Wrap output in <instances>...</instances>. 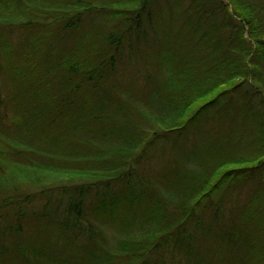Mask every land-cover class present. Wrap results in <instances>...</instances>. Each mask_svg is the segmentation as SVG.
Instances as JSON below:
<instances>
[{"label":"trees","instance_id":"obj_1","mask_svg":"<svg viewBox=\"0 0 264 264\" xmlns=\"http://www.w3.org/2000/svg\"><path fill=\"white\" fill-rule=\"evenodd\" d=\"M0 264H264V0H0Z\"/></svg>","mask_w":264,"mask_h":264}]
</instances>
